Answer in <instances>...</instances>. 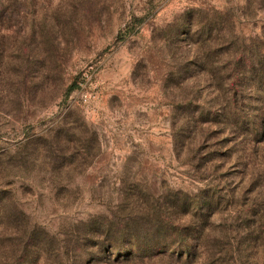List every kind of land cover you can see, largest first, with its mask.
Listing matches in <instances>:
<instances>
[{"label": "rangeland", "instance_id": "374dc122", "mask_svg": "<svg viewBox=\"0 0 264 264\" xmlns=\"http://www.w3.org/2000/svg\"><path fill=\"white\" fill-rule=\"evenodd\" d=\"M263 66L264 0H0V264H264ZM148 202L195 254L109 251Z\"/></svg>", "mask_w": 264, "mask_h": 264}, {"label": "trees", "instance_id": "16d2710c", "mask_svg": "<svg viewBox=\"0 0 264 264\" xmlns=\"http://www.w3.org/2000/svg\"><path fill=\"white\" fill-rule=\"evenodd\" d=\"M261 71L264 73V66ZM72 90L73 89H70L69 93ZM177 196L178 197L176 198L170 199V201H168L167 203L171 210L173 209L174 211H177L179 214L181 213V215L186 217L189 216L191 213L195 215L196 213H198L199 210L202 209V205L197 204L195 199H193L190 195L181 193L178 194ZM4 198H5L4 196L0 195V206L2 207V208L0 207V216L4 215L7 219H12V216L5 215L7 213H5L6 206L3 204L5 200ZM143 208L144 209L142 210L141 214L144 216V224L142 226L134 224L135 220H133V218H130L128 222L124 224L125 227L123 228L121 227L119 228V230L115 232L117 237L122 236V234H127L129 236H132L133 238L136 237V240L138 241L134 239V240H130L129 243H125V244L124 243L118 244L117 243L118 241L116 243H111V246L109 245V251L110 249H117L118 251H120L121 255L119 256V258H122L124 256L134 257L137 255L144 256L147 258L158 257L161 255H170V257H177L178 261H182V258H184L186 255L191 257L193 254H195L193 253L191 245H189L186 242L195 239V235L199 236L197 240H201L202 238L204 239L205 228H203L201 231H198L199 233L195 232V234L190 228L189 230L192 231V233H190L187 232V229H183L182 226L179 227L177 224L175 225L171 223V221H169L170 219L167 216H165L166 214L163 207H159L155 203L150 204L148 202L147 206ZM13 222L14 223L12 229L9 230L8 232H6L7 230H4L5 233L4 231L0 233V238L4 239L5 237L11 238L15 236V240L18 239L23 240L26 237V239L23 240V243H25L24 246H28L32 243H38V244H41L42 242L45 243L46 238L49 236L47 233H45V235H43L45 239L42 238L41 236L42 234L41 235L36 234L35 231L31 230L27 225L20 223L19 217H14ZM171 228L174 229L172 231L176 232L175 235L179 236L178 240L180 237H182L184 241L182 243H179L180 245L178 247L179 249L172 250L168 254L172 246L178 244V242L166 243L164 241V243L160 244V242L150 241V240H153L151 237L156 236V234L164 235L166 232H169ZM101 230L102 232L100 234L106 233L105 227ZM153 233L154 236H151V234ZM179 233H181V236ZM117 237L116 239H118ZM146 237L151 239L149 241H144ZM140 238H143V241L139 240ZM8 240L11 241V239ZM27 261H28V256L26 258L20 257L19 259L13 260L12 263L9 262L7 264H27Z\"/></svg>", "mask_w": 264, "mask_h": 264}]
</instances>
